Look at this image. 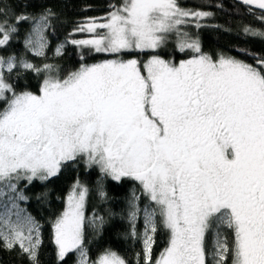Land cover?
Instances as JSON below:
<instances>
[{
  "label": "snow or ice",
  "instance_id": "1",
  "mask_svg": "<svg viewBox=\"0 0 264 264\" xmlns=\"http://www.w3.org/2000/svg\"><path fill=\"white\" fill-rule=\"evenodd\" d=\"M237 2L264 23V0ZM107 9L53 47L51 3L0 0V251L41 264L43 225L29 202L48 193L29 189L82 165L98 170L101 201L106 182H134L121 215L143 264H264V55L240 49L253 64L204 51L199 29L213 13L180 0H110ZM69 44L77 68L49 62ZM89 193L77 175L51 220L55 264H128L111 249L89 256L90 234L107 222L86 215ZM158 234L167 244L154 259Z\"/></svg>",
  "mask_w": 264,
  "mask_h": 264
},
{
  "label": "trees",
  "instance_id": "2",
  "mask_svg": "<svg viewBox=\"0 0 264 264\" xmlns=\"http://www.w3.org/2000/svg\"><path fill=\"white\" fill-rule=\"evenodd\" d=\"M44 2L51 3L59 16L56 23V35L52 38L54 47L64 41L78 22L88 17L105 15L110 0H44ZM180 3L186 8L213 13L212 17L206 21L209 26L199 29V38L204 51L212 54L226 53L253 64L255 61L250 56L243 55L239 51L240 49H248L251 52L264 55V39L247 36L242 32L244 25L264 31V23L255 19L260 14V10L253 7V12L250 14L246 6L239 4L237 0H180ZM190 31L195 33L197 30L191 28ZM73 38L82 39L86 36L85 34H76ZM16 49L22 51L19 45L16 46ZM173 50V46L170 44L164 50V54L167 55ZM48 54L50 57L52 56L51 51ZM103 58L105 57L101 55H86V62L94 63ZM143 58L146 59V57ZM182 58H184L182 54H175L176 60ZM36 62L39 63L38 60ZM49 62L57 63L64 70L77 68L80 63L78 49L69 44L66 46L62 57ZM38 82L35 77L29 74L27 83L33 90H36ZM98 174L97 169L85 171L81 165L78 171L68 170L46 185L35 182L30 187L29 192L33 196L39 192L46 191L48 193L47 200L43 203L36 201L35 198L29 202V210L37 216L43 225L44 246L39 257L41 264H55V250L51 243V220L63 210L65 198L77 175H79L81 182L90 188L86 215L91 217L93 213H99L104 215L107 221L100 234H90L89 238L92 242L89 244V256L95 259L104 249H111L125 258L128 264H137V253H140L139 259L143 264V246L139 240L133 241L125 237L128 222L126 219H122L121 215L126 207V200L135 187L134 182L125 181L122 184L106 182L109 199L101 201L96 195L94 187ZM109 212L116 215L109 216L107 215ZM138 227L141 231L143 230L142 224H138ZM89 232L91 233V229ZM166 244V234H158L157 243L153 246L154 259L159 256ZM75 261L76 257L72 256L68 259L67 264H75ZM0 264H27V262L17 256L15 252L0 251Z\"/></svg>",
  "mask_w": 264,
  "mask_h": 264
}]
</instances>
